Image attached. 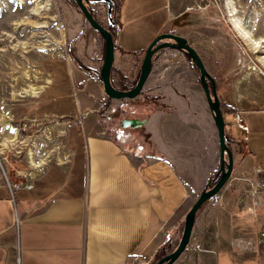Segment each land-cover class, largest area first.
<instances>
[{
	"label": "crops",
	"instance_id": "0c3cea01",
	"mask_svg": "<svg viewBox=\"0 0 264 264\" xmlns=\"http://www.w3.org/2000/svg\"><path fill=\"white\" fill-rule=\"evenodd\" d=\"M127 1L114 18L107 12L104 23L114 33L110 77L117 88L135 82L145 51L136 47V32L118 26ZM172 8L170 0L168 22ZM81 27L71 36L76 60L55 62L57 70L65 64L74 109H61L64 94L57 95L53 79L44 89L59 96L50 109L66 117L67 157L31 188L16 189V197L8 187L10 198L0 193V264H133L137 258L152 264L176 246L186 212L219 170L217 129L199 78H158L152 65L143 89L160 94L165 108L146 104L141 115L122 118L120 126L130 118L144 124L121 126V139L110 131L102 110L116 108L99 77L104 43ZM239 85L224 92L216 86L221 110L239 111L247 126L237 129L238 137L226 126L231 175L197 211L189 241L171 264H264V93L240 94Z\"/></svg>",
	"mask_w": 264,
	"mask_h": 264
},
{
	"label": "rangeland",
	"instance_id": "374dc122",
	"mask_svg": "<svg viewBox=\"0 0 264 264\" xmlns=\"http://www.w3.org/2000/svg\"><path fill=\"white\" fill-rule=\"evenodd\" d=\"M171 1L175 15L188 10L201 18L203 24L182 33L190 39L223 92L233 83L234 86L239 83L240 94L264 93V0ZM169 2L128 0L118 26L124 31L136 32L139 40L136 47L146 49L168 24ZM228 6L234 8L235 17L259 43L257 46L234 29ZM91 8L99 13L104 25L106 4L94 0ZM111 17L114 18V13ZM78 26L103 41L84 20L73 0H0V193L8 198V188L16 197V189L30 185L45 170L65 162L66 122L62 121L66 117L57 116L60 111L50 108L64 94L61 109H74V94L65 64L57 70L55 62L65 60L69 64L73 60L72 52L78 50L71 36ZM96 44L92 41L91 50H96L93 47ZM152 65L158 78L165 75L199 78L196 65L176 49H161L154 55ZM50 79L60 87L59 96H55L56 92L44 95ZM145 95L156 96L143 89L130 101L110 99L116 108L114 113L102 110L105 123L119 139L122 138L119 135L122 118L136 111L141 115L146 104L153 106ZM223 117L225 123L230 122L226 114ZM231 131L238 137L236 128ZM67 133V141L71 144L70 136L76 134L75 126ZM9 202L12 204L10 199ZM141 264L145 263L141 260Z\"/></svg>",
	"mask_w": 264,
	"mask_h": 264
},
{
	"label": "water",
	"instance_id": "95a60500",
	"mask_svg": "<svg viewBox=\"0 0 264 264\" xmlns=\"http://www.w3.org/2000/svg\"><path fill=\"white\" fill-rule=\"evenodd\" d=\"M77 9L82 14L84 20L87 22L92 29H94L101 36L104 43V55L102 65L99 71V77L102 81L104 94L113 100L120 99H134L137 97L143 89V86L151 72L153 57L161 49L172 48L177 49L185 53L189 59L196 65L199 72V81L202 86L207 104L212 113V117L217 129L218 142L220 148V160L218 177L216 181L209 187H206L196 198L195 202L191 205L189 210L186 212L183 221V228L179 240L176 246L159 257L153 264H171L177 259L181 252L185 249L190 234L194 225L195 215L200 207L214 197L224 186L225 182L229 179L233 167V156L232 151L227 143L226 126L223 114L220 107V101L216 94L215 80L209 74L205 65L198 54L187 40L179 35L174 34H159L145 49L139 74L137 80L129 89H119L115 87L111 82V69L114 61V38L109 29L100 24L92 15L87 7L88 0H73ZM107 6V12L110 19L112 11V5L109 0H104ZM163 39H170L171 41L160 42ZM144 124L143 120L137 118L123 119L121 122L122 127H139Z\"/></svg>",
	"mask_w": 264,
	"mask_h": 264
},
{
	"label": "flooded vegetation",
	"instance_id": "af4514ba",
	"mask_svg": "<svg viewBox=\"0 0 264 264\" xmlns=\"http://www.w3.org/2000/svg\"><path fill=\"white\" fill-rule=\"evenodd\" d=\"M201 18L195 16L191 11H182L171 18L165 29L161 33L174 34L184 37L187 42L192 46L190 39L182 32L184 30H191L193 27L203 24ZM171 41L170 39H163L160 42ZM213 78V77H212Z\"/></svg>",
	"mask_w": 264,
	"mask_h": 264
},
{
	"label": "trees",
	"instance_id": "16d2710c",
	"mask_svg": "<svg viewBox=\"0 0 264 264\" xmlns=\"http://www.w3.org/2000/svg\"><path fill=\"white\" fill-rule=\"evenodd\" d=\"M96 1H101V2L105 3L104 0H96ZM109 1L111 2V5H112V11H111V13H114V12H117V11L119 12L123 0H109ZM87 7H88L89 11H91L93 17H94V18H95L100 24L103 25V22H102L101 19H100L99 13H98L96 10H93L91 7H89V6H88V3H87ZM103 26H104V25H103ZM108 29H109V28H108ZM109 31L112 33L113 38H114V33H113V31H112L111 29H109ZM98 35H99V34H98ZM99 36H100V35H99ZM100 37H101V36H100ZM70 55H71V54H70ZM71 56L73 57V55H71ZM72 59L76 60L74 57H73ZM127 88H128V87H126V86H122V87H120L119 89H127ZM141 92H142V91H141ZM141 92H140V93H141ZM105 98H106L107 100L110 99V98H108L106 95H105ZM145 98L148 99V101H149L150 103H152L153 106L158 107V108H165V104L162 103V102L160 101V99H161V95H160V94H158V95H156V96H146V95H145ZM124 100H125V101H130V99H120V101H124ZM221 111H222V110H221ZM225 112H226V113H231L232 111H231V110H228V109H225V111H222V114L225 113ZM147 142L149 143L151 149H152L153 151L157 152V149H156V147H155V144L153 143V141H152L150 138L147 139ZM157 153H158V152H157ZM217 177H218V171H216V173L214 174V176H212V177L209 179V182H208L207 187L211 186V185L216 181Z\"/></svg>",
	"mask_w": 264,
	"mask_h": 264
},
{
	"label": "bare ground",
	"instance_id": "6f19581e",
	"mask_svg": "<svg viewBox=\"0 0 264 264\" xmlns=\"http://www.w3.org/2000/svg\"><path fill=\"white\" fill-rule=\"evenodd\" d=\"M229 2V1H228ZM228 8H229V16H230V18H231V22H232V24H233V27H234V29L246 40V41H248L249 43H251V44H253L254 46H257L259 43H257V42H255L253 39H252V36H251V34L247 31V30H245L242 26H241V23H240V21H239V19H237L236 17H235V10H234V8H230L229 6H228ZM33 94H35V93H33Z\"/></svg>",
	"mask_w": 264,
	"mask_h": 264
},
{
	"label": "built area",
	"instance_id": "2783aa9c",
	"mask_svg": "<svg viewBox=\"0 0 264 264\" xmlns=\"http://www.w3.org/2000/svg\"><path fill=\"white\" fill-rule=\"evenodd\" d=\"M230 126L236 128V129L242 130V131L247 130V126H246V124L243 120V117L239 111H234L230 114ZM38 161H36L35 164H38ZM24 187L25 188H31L30 185H25ZM133 264H141V260L137 258V259H135Z\"/></svg>",
	"mask_w": 264,
	"mask_h": 264
}]
</instances>
